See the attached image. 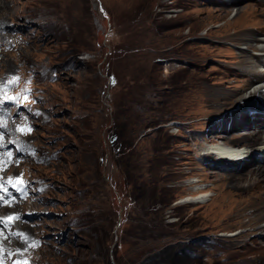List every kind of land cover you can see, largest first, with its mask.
<instances>
[{"label":"rangeland","instance_id":"obj_1","mask_svg":"<svg viewBox=\"0 0 264 264\" xmlns=\"http://www.w3.org/2000/svg\"><path fill=\"white\" fill-rule=\"evenodd\" d=\"M237 2L216 19L219 0H0V264L264 256L226 225L244 169L208 151L264 114V97L231 103L246 44L215 31L254 0ZM128 173L172 203L143 217L154 201L136 203Z\"/></svg>","mask_w":264,"mask_h":264},{"label":"bare ground","instance_id":"obj_2","mask_svg":"<svg viewBox=\"0 0 264 264\" xmlns=\"http://www.w3.org/2000/svg\"><path fill=\"white\" fill-rule=\"evenodd\" d=\"M237 1L240 0H219L222 7L217 10L214 17L216 19L228 17L231 12L229 6H236ZM215 33L220 37L219 42L222 44L230 43L234 46H239L242 42L246 44L234 54L239 65L234 73L237 77L243 78L244 84L234 92L231 103L238 102L237 95H241L242 100L264 97V0H254L253 4L238 8L235 18L228 20ZM252 87V91L248 93ZM244 119L241 127L258 125L260 128L245 129L234 137L221 134L217 138L223 140V143L210 145L208 151L216 156L217 163L232 164L236 168L244 169L245 173L234 177L246 181L247 185H243V188L251 198L230 207L226 225L233 224L245 228L240 233H232L230 236L240 234V238L245 239L254 236L255 241H245L246 247L257 249L264 247V193L253 198L255 196L253 192L264 188V114H248ZM258 146H261L260 150H257ZM209 196L202 194L194 200L203 202ZM244 264H264V256H253L246 259Z\"/></svg>","mask_w":264,"mask_h":264},{"label":"trees","instance_id":"obj_3","mask_svg":"<svg viewBox=\"0 0 264 264\" xmlns=\"http://www.w3.org/2000/svg\"><path fill=\"white\" fill-rule=\"evenodd\" d=\"M124 144H125V146H124ZM124 144H122V148L124 149V150H127V149H129V147L130 146H128V145H126V143H124ZM124 152V151H123ZM119 163H121V161H120V159H119ZM156 166L159 164V162L157 161V163L155 162L154 163ZM154 175V174H153ZM152 175V176H153ZM128 177V181H129V184L130 185H132V196L134 197V200L136 201V203L137 202H141V199L143 198V200H145V201H148L147 199H151V200H153L154 201V204L151 206L150 204H149V206H148V208H150L149 209V211L151 210V209H154L155 208V210H152L150 213H148V212H146V210L145 209H147V208H145L144 207V213L142 214V216L144 215V216H146V214H147V216H148V214H153V215H159V211H161V209L159 208V206L161 205V206H165L166 204H170V203H172V196L170 195V193H168L167 195L166 194H164L163 193V197L162 196H158L157 195V193L156 192H153L152 194H153V196H150V197H148L147 195H146V191L144 190V188H141V186L138 184V182H137V177H136V179H135V177H132L131 175H130V173H128V175H127ZM156 177H151L150 178V186H151V184L152 185H155L154 183L155 182H160L161 181V179L160 178H158L157 177V175H155ZM143 186H145V185H143ZM156 193V194H155ZM159 200H160V202H159ZM144 202V201H143ZM139 211H141V212H143V210H140V209H138V212ZM141 214V213H140ZM143 216V217H144ZM144 222V221H143ZM136 224H138L137 222H136ZM139 226H141L140 224H138ZM117 263H119V260L117 261Z\"/></svg>","mask_w":264,"mask_h":264},{"label":"snow or ice","instance_id":"obj_4","mask_svg":"<svg viewBox=\"0 0 264 264\" xmlns=\"http://www.w3.org/2000/svg\"><path fill=\"white\" fill-rule=\"evenodd\" d=\"M0 206H2V205H0ZM35 243H36V242H35V241H33V246L35 245ZM18 264H19V262H18Z\"/></svg>","mask_w":264,"mask_h":264}]
</instances>
